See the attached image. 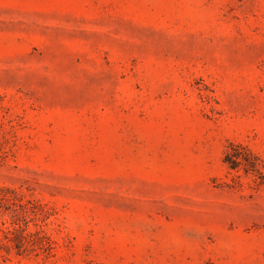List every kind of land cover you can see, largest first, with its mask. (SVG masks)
<instances>
[{"label":"rangeland","instance_id":"1","mask_svg":"<svg viewBox=\"0 0 264 264\" xmlns=\"http://www.w3.org/2000/svg\"><path fill=\"white\" fill-rule=\"evenodd\" d=\"M0 264H264V0H0Z\"/></svg>","mask_w":264,"mask_h":264},{"label":"trees","instance_id":"2","mask_svg":"<svg viewBox=\"0 0 264 264\" xmlns=\"http://www.w3.org/2000/svg\"><path fill=\"white\" fill-rule=\"evenodd\" d=\"M228 148L229 150H233V152H229V150H226L223 162L229 168L236 169L239 165H246V171H258L256 167V158L248 150H246L239 144L233 143H230ZM240 149H243V153L239 152Z\"/></svg>","mask_w":264,"mask_h":264}]
</instances>
